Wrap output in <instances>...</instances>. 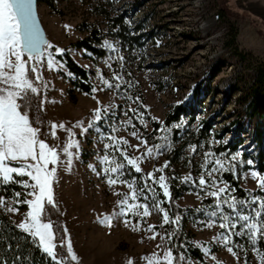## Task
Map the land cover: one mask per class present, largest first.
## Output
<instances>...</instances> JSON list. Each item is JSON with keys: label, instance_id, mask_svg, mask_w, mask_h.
<instances>
[{"label": "rangeland", "instance_id": "rangeland-1", "mask_svg": "<svg viewBox=\"0 0 264 264\" xmlns=\"http://www.w3.org/2000/svg\"><path fill=\"white\" fill-rule=\"evenodd\" d=\"M220 1L50 0V5H36L46 41L54 46V50H66L75 63L89 72L93 85L90 95L80 94L70 83L64 67L62 70H47L42 66L43 80L38 81L40 84L37 86L45 100L46 133L42 139L55 147L60 156V162L49 167L56 168L54 196L63 227L67 229L65 240L70 239L77 256V261L69 257L73 264H129L130 260L132 264H148L145 258L153 259L155 264V259L162 260L169 249L161 226L163 213L152 211L150 216L141 219L125 206L128 214L122 216L118 203L124 194H128L130 205L152 204L155 199L167 211L165 203L168 198L163 195L159 183L154 182L161 175L168 186L173 183L185 188L175 201L177 206L199 209L198 218L188 222L186 228L192 235V244L201 251L206 263L260 264L257 248L247 236L232 235L227 246L223 237L217 241L220 233L239 231V228L221 229L219 220L212 228L205 226L209 220L207 213L215 210L216 205V198L207 195L208 192L227 186L229 191L222 193L221 198L236 197L223 179L225 173L237 180L244 192L242 200L264 197V190L259 187L260 175L257 179L249 175L255 171L250 139L257 121L264 131V102L255 104L258 111L256 119L250 121L247 114L249 86L256 75L254 65L264 63V0H226L227 7L240 17L224 15L221 19L217 17ZM115 18H120L130 31L138 29L133 44L121 46L114 39L115 29L111 26ZM230 27L235 32L233 47L245 55L243 60L233 56L231 48L227 47ZM91 31L99 37V42L93 47L103 53L101 57L72 46L90 37ZM105 41L117 51L104 47ZM120 57H123L122 61ZM29 63L35 64V61ZM99 75L114 87L105 88ZM114 75L120 79H113ZM94 88L97 90L93 91ZM101 88L105 90L100 91ZM176 105L193 106L195 111L191 117H180L172 125L171 128L177 130L173 138L171 128H168L170 132L160 129L164 128L162 123L166 113ZM97 108L102 110V119L93 128L82 133L81 128L74 127L79 123L87 128L94 121ZM129 108L136 111H129ZM141 118L146 122V128L140 123ZM129 119L134 127L126 123ZM202 121H208L210 128L208 134L196 142ZM152 122L159 126L155 131L152 130ZM52 124H63L65 129L76 134L79 150L69 149L73 153L71 165L67 164L68 157L62 151L69 139L68 132L57 128V139H53L49 135ZM133 131L138 132L147 141V147L153 149L151 156L145 155L143 146L139 150L132 147L139 145V140L131 135ZM109 136L115 139H108ZM163 136L168 139H161ZM238 137L243 146L237 151L230 154L215 151L219 145ZM120 139H126L129 146L121 144L119 150L112 147ZM157 145L163 147L157 150ZM121 152L130 159L140 157L141 172H135ZM207 153L215 154L210 157L213 161H225V167L236 165L234 171L215 173V186L199 185L202 175L206 181L212 179L202 167ZM105 155L109 161L123 163L125 167L117 173L106 172L105 169L115 164L103 163ZM233 156L237 159L232 160ZM165 164L168 166L164 167ZM214 166L208 165L209 168ZM161 168L163 172L156 171ZM109 177H119L118 182L110 185ZM187 177L191 180H186ZM15 179L28 181L29 177L16 176ZM120 181L134 183L129 188L127 183ZM10 184L21 193L20 201L33 198L25 196L28 190L19 184ZM141 188L149 199L144 200L142 195L140 199L132 200L133 191ZM149 189L155 190V197ZM1 191L0 196L4 197L7 206H0V215L19 228L18 225L25 222L29 208L24 203H14L13 196L6 197ZM203 199L213 202L209 206H201ZM7 207L18 211L9 212ZM223 210L225 214L231 213L226 205ZM254 210H260L258 203L242 208L241 213L254 215ZM106 216L112 217L110 226L102 222ZM125 220H131V225H126ZM137 223L139 230L133 231L132 225ZM149 225H155L153 232L147 231ZM153 235L156 238L150 239ZM227 247H231L236 255L229 253ZM205 249L210 250L208 254H205ZM186 258L190 264H201L193 258Z\"/></svg>", "mask_w": 264, "mask_h": 264}, {"label": "snow or ice", "instance_id": "snow-or-ice-1", "mask_svg": "<svg viewBox=\"0 0 264 264\" xmlns=\"http://www.w3.org/2000/svg\"><path fill=\"white\" fill-rule=\"evenodd\" d=\"M33 0H0V189H5V186L10 183L19 184L22 188L28 190L24 193L25 196L33 197L31 200L25 199L20 201L18 198L21 196L20 192H15L13 195V201L16 204L24 203L28 206L29 210L25 215V222L20 223L18 226L24 232L28 233L37 243V247L45 253L53 264H67L65 258L59 254L56 250L58 248L64 249L66 246V252L68 257L72 261H77V256L73 251L70 239L67 241V229H63V235H61L60 226L57 221L51 219V216L59 212L58 202L55 200L53 184L56 181V168H50L49 165H57L60 162V156L55 147L49 146L44 139L41 138V125L43 121L40 113L44 110L43 105L45 100L42 92L35 85V81H42L43 76L41 74V67H46L47 70H62L63 64L60 60L56 59L57 56H62L63 49H53V45L44 40L34 23V15L32 11ZM68 27L67 25L65 26ZM104 47L110 51H117L107 41L104 43ZM26 57V59H25ZM121 61L123 57H120ZM29 61H35V64H29ZM111 67V65H109ZM101 83L105 88H113L114 85L109 83L103 75H99ZM113 79L119 80L118 75H114ZM46 87V85H45ZM119 87V85H115ZM105 88L99 89L104 91ZM97 89H93L96 91ZM40 97V99H36ZM95 99V97H93ZM99 104L100 102L97 101ZM107 112V109H103ZM129 111L135 112V109L129 108ZM32 113V115H30ZM127 115V113H125ZM102 119V110L97 108L94 112V121L89 123L87 128H84L82 124H77L74 127L81 128L82 133H86L89 128H93L97 122ZM129 126L132 125L129 119L126 122ZM140 123L147 127L146 122L141 118ZM64 130L68 132L69 139L66 146L62 149L64 154L68 157L67 164L71 165L73 153L69 149L75 148L79 150V142L75 139V133L70 129H65L63 124H52V131L49 135L53 139H57L56 129ZM98 131L99 129L96 128ZM115 131V129H114ZM162 132H170L171 129L162 128ZM131 135L139 140L138 146L146 148L145 155L151 156L153 149L147 147V141L141 138L138 132L133 131ZM108 139H115L109 136ZM163 140H167V136L161 137ZM129 146V142L126 139L116 140L115 147L119 150L120 145ZM108 147V145H106ZM157 150L163 147V145H157ZM195 151V146H193ZM121 155H125L121 152ZM214 153H207L205 156V162L202 167L205 169L206 174L212 177L211 180L206 181L202 175L199 178V185L206 186L211 184L216 185V179L214 174L217 172L234 171L236 165L233 164L230 167H225V161L215 159L213 161L210 157H213ZM127 163L134 167L135 172H141L138 161L140 157L128 158ZM237 157L233 156L232 160H236ZM103 163H113L114 167L105 169L106 172L117 173L122 170L125 165L123 163H116L115 161H109V157L105 155L102 158ZM251 164V161L248 162ZM209 164L215 166L209 168ZM168 165L165 164L164 167ZM156 171L163 172V168ZM249 175L253 179L258 178V173L252 171ZM29 177L28 181L16 180L15 177ZM151 177V174H149ZM117 179L109 177V184L115 185L118 182ZM186 180H191V177H187ZM165 177L161 175L158 181L160 188L163 189V195L169 200L171 199V193L169 186L164 182ZM121 183H127L129 188H132L134 182L120 181ZM147 187V186H145ZM259 187L264 190V175L259 176ZM6 190V189H5ZM155 197V190L149 189ZM229 191L227 186L218 188L217 191L208 192L207 195L216 198L215 210L207 213L209 220L205 222V226L212 228L216 226V221L219 220L218 226L221 229L236 230L220 233L217 236V241L223 237L224 245L227 246L231 242L232 235L247 236L255 247L260 241L264 240V197H252L250 201L237 199L236 197L221 198V194ZM119 195V193H118ZM143 195L144 200H148L149 197L144 194V188L139 191H133L131 195L132 200H138ZM121 207L120 215H127L125 206L128 211H131L133 215L139 216L141 219L151 215L152 211L162 212V225L166 224H179V217L170 220L169 214L165 211L160 204V201L153 199L152 204H129V195L124 194L123 198L118 202ZM259 204L260 210H254V215L242 214L241 209L249 204ZM224 205L231 210V213L225 214ZM0 206L6 207V201L4 197L0 196ZM142 210V211H141ZM7 211L16 212L17 208L7 207ZM112 217H104L103 223L110 226ZM126 225H131V220L124 221ZM155 225H149L147 231L153 232ZM133 231L139 230V223L132 225ZM158 235V233H157ZM175 233H170V236ZM259 237V239H258ZM156 235L150 237L155 239ZM54 241H58L54 242ZM159 247V245H157ZM173 249L169 248L162 260L155 259V264H190V261L184 255H174ZM210 250L205 249V254H208ZM227 251L232 255H236L231 247H227ZM257 256L260 260V264H264V251L257 249ZM148 259V264H154L153 259ZM132 264V261H129Z\"/></svg>", "mask_w": 264, "mask_h": 264}, {"label": "trees", "instance_id": "trees-1", "mask_svg": "<svg viewBox=\"0 0 264 264\" xmlns=\"http://www.w3.org/2000/svg\"><path fill=\"white\" fill-rule=\"evenodd\" d=\"M226 0L220 1V11L217 12V17L220 19L225 15L226 17H240L236 12L231 11L227 5ZM43 3L45 5H50V0H36V4ZM112 28L115 29L113 32L114 39L121 45L125 46L128 44H133L136 41L138 29H130L126 27L120 18H115L112 20ZM235 32L232 27L229 29V41L227 44L228 49L231 48L233 56L239 60H243L245 55L243 53L236 51L234 46ZM99 37L95 35L94 31L90 32V37H86L72 46L76 49H81L84 52L90 53L94 57H101L103 53L95 49L93 45L99 42ZM95 40V41H94ZM51 51H55L54 48ZM26 59V57H25ZM56 59L60 60L68 73L69 81L74 87V89L83 95H90L93 85L89 77V72L81 68L69 53L65 50L62 56H57ZM30 64V63H29ZM255 78L252 85L249 86V103L247 105L248 116L251 119H256L257 106L264 102V63H257L254 65ZM40 82L35 81V85L39 86ZM197 91L195 92L196 95ZM36 99H40L37 97ZM195 109L193 106L176 105L169 112L166 113L162 127L171 128L173 124L177 123L180 117H191ZM32 115V113H30ZM43 124L41 127V138L46 133V122L43 111L40 113ZM106 116H109L106 114ZM109 120V119H108ZM152 130L155 131L159 126L156 123H151ZM161 127V126H160ZM208 121H202L201 129L198 131L196 142L203 139L209 131ZM172 129V137H176L177 130ZM218 138V137H216ZM251 144L253 145V157L254 162L253 169L258 173V175H264V131L261 129L260 123L257 121L252 131ZM243 146V141L238 137L237 139H230L223 145H219L215 149L217 153L226 151L227 154L237 151L238 148ZM176 153H174V156ZM224 181L228 184L230 188L234 190L237 198L241 199L244 197V192L240 189L237 180H235L230 174L225 173L223 175ZM6 189V190H5ZM2 189V193L6 197L11 198L16 192L17 188L13 184H8ZM185 190L181 184H171L169 185V191L171 193V199H167L165 203V208L169 214L170 220L175 219L177 216L179 219V224H166L163 225V232L167 242L168 248H172L174 255H184L185 257H190L200 262L201 264H213L206 263L203 260V255L201 251L192 244V235L187 230L186 224L188 222H193L198 218L199 209L195 208H181L175 204V201L179 198L182 192ZM56 200V199H55ZM213 200L203 199L201 201V206L211 205ZM23 208V207H22ZM51 219L57 221L60 226L61 235H63V221L60 212L51 216ZM175 233V235L170 236V233ZM259 239V237H258ZM57 242L58 241H54ZM256 248L264 251V240L260 241L256 245ZM61 254L67 264H73L69 259L66 248L56 250ZM0 264H53L51 258H49L45 253L42 252L40 248L37 247V243L34 242L33 238L23 230L15 227L6 217L0 215Z\"/></svg>", "mask_w": 264, "mask_h": 264}, {"label": "water", "instance_id": "water-1", "mask_svg": "<svg viewBox=\"0 0 264 264\" xmlns=\"http://www.w3.org/2000/svg\"><path fill=\"white\" fill-rule=\"evenodd\" d=\"M36 5H37L36 4V0H33V3H32V11H33V15H34V23H35L36 27L38 28L39 32L41 33L42 38L44 40H46L44 31H43V29L41 27V24H40L38 15H37Z\"/></svg>", "mask_w": 264, "mask_h": 264}]
</instances>
